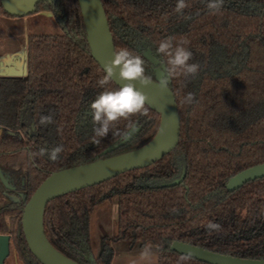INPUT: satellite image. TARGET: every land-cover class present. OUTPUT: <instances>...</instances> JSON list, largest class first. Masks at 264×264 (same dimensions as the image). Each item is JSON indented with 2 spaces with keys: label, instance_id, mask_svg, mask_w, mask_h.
Wrapping results in <instances>:
<instances>
[{
  "label": "trees",
  "instance_id": "obj_1",
  "mask_svg": "<svg viewBox=\"0 0 264 264\" xmlns=\"http://www.w3.org/2000/svg\"><path fill=\"white\" fill-rule=\"evenodd\" d=\"M176 2L101 0L115 49L125 47L140 55L147 74L153 77L151 65L138 48H149L163 63L156 47L165 38L188 41L190 62L200 70L195 77L170 81L180 119L179 142L170 155L46 205L44 236L78 264H92L84 258L91 242L92 210L112 201L117 205L116 239L129 248L150 244L157 251L156 264H204L181 261L184 256L169 250L173 241L264 259V178L233 193L225 189L237 173L264 164V0H224L218 11L208 9L207 0H185L188 6L180 13ZM43 11L52 13L40 18L53 21L51 30L31 33L29 22L35 16L26 18L25 77L0 78V174L26 193L24 200L4 201L16 193L0 180V235L10 237L21 264H39L21 229L23 208L39 184L53 172L138 150L160 125L159 116L145 106L146 115L121 120L105 137L94 138L88 105L102 90L97 81L104 72L91 55L78 2L40 3L36 13ZM0 14L11 19L1 6ZM13 20L10 30H17L21 41L24 20ZM105 87L117 86L110 81ZM188 93L194 94L192 104L182 102ZM49 114L54 122L40 125L39 118ZM26 115L35 130L24 141L16 131L21 129L19 116ZM57 145L63 151L56 161L29 155ZM181 169L185 176L177 186H139L145 177L170 181ZM209 222L219 229L209 230ZM99 258L94 264H111L110 256Z\"/></svg>",
  "mask_w": 264,
  "mask_h": 264
},
{
  "label": "water",
  "instance_id": "obj_2",
  "mask_svg": "<svg viewBox=\"0 0 264 264\" xmlns=\"http://www.w3.org/2000/svg\"><path fill=\"white\" fill-rule=\"evenodd\" d=\"M53 2L54 0H0V6L11 17L25 18L34 14L40 3ZM77 2L91 55L103 71L104 63L111 59L115 49L105 10L101 0H77ZM143 57L151 65L154 81L158 80L163 73L164 64L148 48L143 52ZM112 82L116 86L120 84L115 77ZM135 86L147 97L145 106L160 118L156 135L138 150L53 172L40 183L26 201L21 216V229L28 251L39 264H78L57 252L44 236L43 213L50 201L101 184L120 174L144 169L163 159L178 145L180 119L170 88L161 91L151 85L141 87L137 83ZM159 134L160 139L157 144L145 150ZM262 178H264V164L255 165L231 177L225 188L228 192H233L248 182ZM1 180L5 185V181L2 178ZM179 181L168 183L166 186L176 185ZM169 250L205 264H264L263 259L252 260L222 255L176 241L172 242ZM9 253L10 237L0 235V264L5 263Z\"/></svg>",
  "mask_w": 264,
  "mask_h": 264
},
{
  "label": "clouds",
  "instance_id": "obj_3",
  "mask_svg": "<svg viewBox=\"0 0 264 264\" xmlns=\"http://www.w3.org/2000/svg\"><path fill=\"white\" fill-rule=\"evenodd\" d=\"M224 3V0H207V8L218 11ZM188 5L185 0H177L175 10L180 13ZM188 41L174 42L171 38L162 39L157 47L156 53L163 59V73L158 80L146 72L145 61L138 54H134L130 49L120 47L114 49L110 60L103 65L104 75L97 81L101 87L92 102L88 105L89 115L92 118L94 138H103L113 126L121 121H129L132 116L146 115L145 107L147 97L135 85L138 83L141 87L155 86L161 91H167L170 81L173 77H195L200 66L192 61V52L185 46ZM115 77L120 82L119 86L109 88L105 87ZM183 103L192 104L194 94L188 93L182 100ZM52 115L41 116L39 124L48 126L52 124ZM128 127L132 129L134 125L129 123ZM121 138H127L124 133L116 132ZM99 143V139H94ZM63 151L62 145H57L51 149L40 148L38 153H30V157L47 156L50 160L59 159V154ZM219 225L209 222V230H218ZM152 255V247L146 244L140 252V260L148 261ZM188 257H181L180 260H187Z\"/></svg>",
  "mask_w": 264,
  "mask_h": 264
},
{
  "label": "flooded vegetation",
  "instance_id": "obj_4",
  "mask_svg": "<svg viewBox=\"0 0 264 264\" xmlns=\"http://www.w3.org/2000/svg\"><path fill=\"white\" fill-rule=\"evenodd\" d=\"M45 13L49 14V16H46ZM33 15L35 17L31 18V20L35 24L37 23V21L40 18L52 17V13L47 12V11H43V12H40V13H36L35 12L34 14L29 15V16H33ZM27 17L22 18L24 20V35H23V39L20 41V38L18 36L17 30L11 31L10 27H9L12 23H14L13 19H19V18L11 17V19H7L3 15L0 14V48H1V51H0V78H15V79H19V78L25 77V75H26V72H27L26 71V46H27V37H28L27 33H26V28H27L26 27L27 26L26 25V18ZM38 24H39V22H38ZM141 48L140 49L138 48V50H140V52L143 55V52L147 48L146 49L143 48V47H141ZM19 58H21L23 60L21 65H19ZM15 72H16V74H15ZM5 73H7V74H5ZM19 122L21 124V129H18L16 131V135L19 137V139H22V140L25 141L26 138L31 137V135L33 134L35 128H34L33 124L31 123V117L30 116H27V115L26 116H19ZM1 134H2V129L0 128V135ZM173 151H171L168 155H170ZM168 155H166L164 158H166ZM163 159H161V160H163ZM148 167H146V168H148ZM141 170H143V169H141ZM184 176H185V172H184L183 169H181V172L178 175L176 174V176L170 181H165L164 182V181L149 179V178L145 177V178H143L140 181L139 186L141 188H145V187L149 188V187H157V186H159V187H174V186H177V185L182 183V181L184 179ZM1 178L5 181V183H6L5 186L7 187L8 191H13V192L16 193V196H13V197L5 196L3 200H5V198H10V199H12L11 201H18V200H24L25 199L26 193H25L24 188L22 186H17L16 183L11 180V178H9V177L4 178L2 176V174H0V180H1ZM20 181H21V184H22L23 183V178L22 177H20ZM174 181H179V183L176 184V185H173V186H166V184L172 183ZM1 182H2V180H1ZM235 191H233V192H235ZM233 192H229V193H233ZM21 193L24 194V197L21 196ZM103 204H106V205L109 206L110 220L114 221L116 223V220H117V205H116V203L114 201H112V202H105ZM101 205H99V206H101ZM99 206H96L92 210V213H91V216H90V222H91V218H92V215H93L94 211ZM111 206H115L116 207V215L115 216L113 214ZM90 239H91V242H90V245L88 247H86V252H85V257L84 258L87 261L91 262L92 264H94L96 261L98 262V260L100 259L99 257H102V256H104V257H109L110 256L111 257V261H112V252L108 249V247H107L108 245H106V244L103 245V247H102L101 251L99 252V254L94 255V249H93L94 248V237L92 236V233H91V225H90ZM111 240L114 241V242H123V241H119V240L116 239V227L115 226H114V235L111 237ZM173 242H175V241H173ZM176 242H179V241H176ZM181 243H183V242H181ZM10 244L12 245L11 240H10ZM184 244H187V243H184ZM188 245H191V244H188ZM192 246H194V245H192ZM128 247H129V244H128ZM195 247H198V246H195ZM134 248H137V247L135 246ZM130 249H132V248H130ZM137 249H139V248H137ZM202 249H204V248H202ZM96 250H99V247H96ZM140 250H142V249H140ZM205 250H207V249H205ZM210 252H212V251H210ZM214 253H216V252H214ZM156 254H157V251H156ZM218 254H220V253H218ZM222 255H224V254H222ZM227 256H231V255H227ZM232 257H235V256H232ZM237 258H239V257H237ZM252 260H260V259H252Z\"/></svg>",
  "mask_w": 264,
  "mask_h": 264
},
{
  "label": "rangeland",
  "instance_id": "obj_5",
  "mask_svg": "<svg viewBox=\"0 0 264 264\" xmlns=\"http://www.w3.org/2000/svg\"><path fill=\"white\" fill-rule=\"evenodd\" d=\"M38 27H36L33 21L29 22V29L31 33H38L39 31H47L53 29V21H48L46 19H39ZM1 51V48H0ZM21 52V51H20ZM22 59L19 58V65L22 64ZM12 69V68H11ZM12 74V73H11ZM16 74V72H15ZM21 196L24 197V194L21 193ZM10 198H5L4 201H11ZM114 216L116 215V207L111 206ZM8 220V219H7ZM114 221L110 220V211L109 206L102 204L97 207L94 211L91 218V233L94 237V255L99 254L104 244L108 245V249L112 252V261L111 264H156L157 255L156 249L152 247V255L148 261L140 260V249L128 247V244L125 242H114L111 240V237L114 235ZM96 247H99V250H96ZM6 264H21L18 259L16 251L12 248L10 244V253L6 259Z\"/></svg>",
  "mask_w": 264,
  "mask_h": 264
},
{
  "label": "bare ground",
  "instance_id": "obj_6",
  "mask_svg": "<svg viewBox=\"0 0 264 264\" xmlns=\"http://www.w3.org/2000/svg\"><path fill=\"white\" fill-rule=\"evenodd\" d=\"M160 139V134L156 137V139L152 142V144L146 148L145 150H148L149 148L153 147L155 144H157V142L159 141Z\"/></svg>",
  "mask_w": 264,
  "mask_h": 264
},
{
  "label": "crops",
  "instance_id": "obj_7",
  "mask_svg": "<svg viewBox=\"0 0 264 264\" xmlns=\"http://www.w3.org/2000/svg\"><path fill=\"white\" fill-rule=\"evenodd\" d=\"M45 15H46V16H49V14H47V13H45ZM5 261H6V260H5ZM5 264H6V262H5Z\"/></svg>",
  "mask_w": 264,
  "mask_h": 264
}]
</instances>
